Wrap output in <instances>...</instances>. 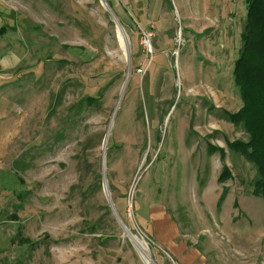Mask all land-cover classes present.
Instances as JSON below:
<instances>
[{"label": "rangeland", "instance_id": "1", "mask_svg": "<svg viewBox=\"0 0 264 264\" xmlns=\"http://www.w3.org/2000/svg\"><path fill=\"white\" fill-rule=\"evenodd\" d=\"M105 2L0 0V264H264L247 0Z\"/></svg>", "mask_w": 264, "mask_h": 264}, {"label": "trees", "instance_id": "2", "mask_svg": "<svg viewBox=\"0 0 264 264\" xmlns=\"http://www.w3.org/2000/svg\"><path fill=\"white\" fill-rule=\"evenodd\" d=\"M242 52L235 67V82L244 106L226 115L231 124H240L249 136L246 144L232 146L256 167L255 191L264 199V0H247V24ZM224 159V156L222 157Z\"/></svg>", "mask_w": 264, "mask_h": 264}, {"label": "bare ground", "instance_id": "3", "mask_svg": "<svg viewBox=\"0 0 264 264\" xmlns=\"http://www.w3.org/2000/svg\"><path fill=\"white\" fill-rule=\"evenodd\" d=\"M107 9V8H106ZM118 41L120 44L121 50L126 54L127 53V46H128V38L124 35V33L120 32L118 29ZM129 239L132 241L133 245L135 246L136 250L139 252L142 260L145 264H149V260L147 259V255L144 253L146 250L144 244L140 242L137 238L129 236Z\"/></svg>", "mask_w": 264, "mask_h": 264}, {"label": "water", "instance_id": "4", "mask_svg": "<svg viewBox=\"0 0 264 264\" xmlns=\"http://www.w3.org/2000/svg\"><path fill=\"white\" fill-rule=\"evenodd\" d=\"M103 4L106 6L107 4H106V2H105V0H103ZM137 196H139V193L137 194Z\"/></svg>", "mask_w": 264, "mask_h": 264}]
</instances>
